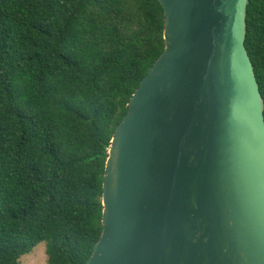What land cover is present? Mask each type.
<instances>
[{
  "label": "water",
  "instance_id": "obj_1",
  "mask_svg": "<svg viewBox=\"0 0 264 264\" xmlns=\"http://www.w3.org/2000/svg\"><path fill=\"white\" fill-rule=\"evenodd\" d=\"M164 49L115 128L86 264H264L249 0H158Z\"/></svg>",
  "mask_w": 264,
  "mask_h": 264
},
{
  "label": "trees",
  "instance_id": "obj_2",
  "mask_svg": "<svg viewBox=\"0 0 264 264\" xmlns=\"http://www.w3.org/2000/svg\"><path fill=\"white\" fill-rule=\"evenodd\" d=\"M158 0H0V264H86L115 128L164 49ZM245 48L264 101V0Z\"/></svg>",
  "mask_w": 264,
  "mask_h": 264
},
{
  "label": "rangeland",
  "instance_id": "obj_3",
  "mask_svg": "<svg viewBox=\"0 0 264 264\" xmlns=\"http://www.w3.org/2000/svg\"><path fill=\"white\" fill-rule=\"evenodd\" d=\"M46 243L37 244L28 254L20 257V264H47Z\"/></svg>",
  "mask_w": 264,
  "mask_h": 264
}]
</instances>
